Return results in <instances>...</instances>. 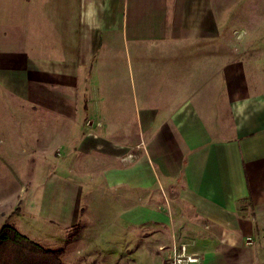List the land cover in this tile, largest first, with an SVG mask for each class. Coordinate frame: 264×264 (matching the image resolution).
I'll list each match as a JSON object with an SVG mask.
<instances>
[{
	"label": "crops",
	"instance_id": "obj_1",
	"mask_svg": "<svg viewBox=\"0 0 264 264\" xmlns=\"http://www.w3.org/2000/svg\"><path fill=\"white\" fill-rule=\"evenodd\" d=\"M215 14L213 0H0V156L28 153L10 217L62 229L75 264L102 245L140 264L134 243L146 264L172 244L192 264H264V21L234 39ZM91 187L111 217L81 227Z\"/></svg>",
	"mask_w": 264,
	"mask_h": 264
},
{
	"label": "rangeland",
	"instance_id": "obj_2",
	"mask_svg": "<svg viewBox=\"0 0 264 264\" xmlns=\"http://www.w3.org/2000/svg\"><path fill=\"white\" fill-rule=\"evenodd\" d=\"M189 3L182 5V10L190 5ZM198 4V2H196ZM214 9L216 14L214 18L217 17L219 22L227 23L230 29V34L234 39H244L249 34L250 25L253 22L264 21V0H213ZM200 20V19H199ZM197 21V20H196ZM10 137L6 138L9 139ZM2 145L6 146V143ZM85 153H78L76 158H82ZM28 153L18 152L13 154V159L9 160L5 153H1L0 158V226L5 223L7 220L8 224L12 226H16L22 232V234L26 235L28 238L38 243L39 245L50 248V249H60L62 251V260L66 264H75L76 258L80 257L84 254L78 255L76 254L73 243L67 237H65L62 229L54 228L55 227L46 223H42V221H37L33 218L27 219V225L31 228L28 231L23 229L24 223L22 219H18L17 217H10L13 211L11 206H13L15 196L18 194L19 185L15 182V177L17 176V171L15 166L13 165V161L20 163H24L26 161ZM87 154H85L86 156ZM87 157V156H86ZM95 163V162H93ZM26 164V162H25ZM99 164V163H97ZM27 165V164H26ZM27 169V168H26ZM18 170V169H17ZM19 173V172H18ZM100 187V186H99ZM21 188V187H20ZM27 190L26 184H24L23 189ZM93 187H91L92 189ZM107 189V188H106ZM87 190V189H86ZM21 191V192H22ZM90 191H94L90 193L92 195H84V211H83V219L81 224L85 227L86 225L96 224L93 216V212L98 214V218L107 217L106 221L109 224V195H105L102 192V189H97L96 187ZM95 193V194H94ZM22 194H20L21 196ZM23 195H26V191H24ZM10 214V215H9ZM115 216V215H112ZM113 219V218H112ZM19 220V221H18ZM100 219L98 221V225ZM21 224V225H20ZM22 226V227H21ZM68 233H74V229L69 228ZM68 233H66L68 235ZM106 243V241H104ZM137 244L134 243L132 246V254L133 258L140 259V264H146L148 262V245L143 243L140 248L136 247ZM102 248L105 254H101L102 256H92L87 262L94 264H138L136 262H130L124 256L122 258L119 256H114L113 253L117 252L116 247H108ZM130 249V248H128ZM123 252H125V245L122 248ZM113 252L111 256H109L108 252Z\"/></svg>",
	"mask_w": 264,
	"mask_h": 264
},
{
	"label": "trees",
	"instance_id": "obj_3",
	"mask_svg": "<svg viewBox=\"0 0 264 264\" xmlns=\"http://www.w3.org/2000/svg\"><path fill=\"white\" fill-rule=\"evenodd\" d=\"M0 264H66L60 249L45 248L12 225L0 226Z\"/></svg>",
	"mask_w": 264,
	"mask_h": 264
},
{
	"label": "built area",
	"instance_id": "obj_4",
	"mask_svg": "<svg viewBox=\"0 0 264 264\" xmlns=\"http://www.w3.org/2000/svg\"><path fill=\"white\" fill-rule=\"evenodd\" d=\"M261 239L264 241V235L261 236ZM246 242L248 244H254V239L251 236H247ZM196 261H198V257L188 255L183 244H172V252L167 259V264H192Z\"/></svg>",
	"mask_w": 264,
	"mask_h": 264
}]
</instances>
